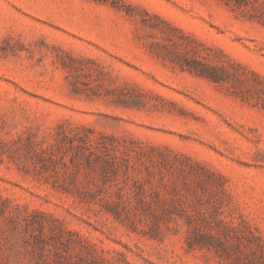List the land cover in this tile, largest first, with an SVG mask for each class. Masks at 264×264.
Returning <instances> with one entry per match:
<instances>
[{"label":"rangeland","instance_id":"374dc122","mask_svg":"<svg viewBox=\"0 0 264 264\" xmlns=\"http://www.w3.org/2000/svg\"><path fill=\"white\" fill-rule=\"evenodd\" d=\"M0 264H264V0H0Z\"/></svg>","mask_w":264,"mask_h":264}]
</instances>
